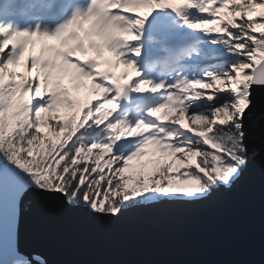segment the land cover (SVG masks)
Returning a JSON list of instances; mask_svg holds the SVG:
<instances>
[{"label":"snow or ice","instance_id":"1","mask_svg":"<svg viewBox=\"0 0 264 264\" xmlns=\"http://www.w3.org/2000/svg\"><path fill=\"white\" fill-rule=\"evenodd\" d=\"M262 102L264 0H0V264H45L24 201L119 220L232 189Z\"/></svg>","mask_w":264,"mask_h":264},{"label":"water","instance_id":"2","mask_svg":"<svg viewBox=\"0 0 264 264\" xmlns=\"http://www.w3.org/2000/svg\"><path fill=\"white\" fill-rule=\"evenodd\" d=\"M264 102L257 119L264 125ZM264 134L230 190L192 203H160L119 220L24 201L19 246L45 264H264Z\"/></svg>","mask_w":264,"mask_h":264},{"label":"rangeland","instance_id":"3","mask_svg":"<svg viewBox=\"0 0 264 264\" xmlns=\"http://www.w3.org/2000/svg\"><path fill=\"white\" fill-rule=\"evenodd\" d=\"M75 82H77L78 86H80L82 83H87L81 79H76V77H73L72 80H67L66 83H64V86L69 89V93L74 99L78 94L76 91L78 86L77 85L72 86V84H74ZM175 111H176L175 109H171L172 114H175ZM160 155L161 154L159 153V155L154 157L153 159L159 158ZM149 167H151V165H149ZM134 171L139 172L140 170L135 168Z\"/></svg>","mask_w":264,"mask_h":264}]
</instances>
